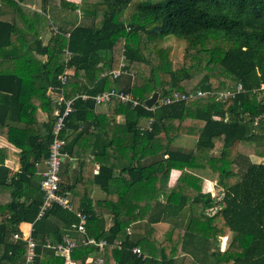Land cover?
Instances as JSON below:
<instances>
[{"label":"trees","instance_id":"16d2710c","mask_svg":"<svg viewBox=\"0 0 264 264\" xmlns=\"http://www.w3.org/2000/svg\"><path fill=\"white\" fill-rule=\"evenodd\" d=\"M173 39L185 45L179 68ZM238 84L243 91L219 99ZM51 86L68 100L113 89L142 101L155 92L159 99L205 94L155 109L76 98L62 131L76 178L66 161L60 183L74 211L54 204L39 219L41 164L55 112L64 110L49 96ZM182 136L196 138L195 146L176 147ZM0 138L7 143L0 145V264L25 259L27 244L12 239L23 223L38 241L33 264H65L47 245L66 234L76 240V264L100 257L104 264H264V162L254 161L264 148V0H41L37 8L1 0ZM15 153L18 171L7 164ZM173 170L181 174L168 186ZM202 173L215 179V195L203 193ZM96 186L104 199L93 198ZM79 212L87 216L84 233ZM162 222L169 224L164 233ZM136 223L143 231L129 234ZM88 238L105 241L104 253Z\"/></svg>","mask_w":264,"mask_h":264},{"label":"built area","instance_id":"2783aa9c","mask_svg":"<svg viewBox=\"0 0 264 264\" xmlns=\"http://www.w3.org/2000/svg\"><path fill=\"white\" fill-rule=\"evenodd\" d=\"M69 74L70 71L68 68H66V70L58 76V81L62 85H65L69 80ZM111 74L114 76V78H118L119 76H121L122 71H112ZM106 75H108V72H105L103 74V76ZM241 91H243V86L241 84H238L233 90H227L226 92L222 93L219 99L224 100L229 96H235L238 92ZM48 94L55 100V102L59 106L64 105V110L62 112L58 108L55 112L56 121L54 123L52 132L53 140L50 145V155L49 158L46 160V169L43 172V179L41 182V190L44 193V200L43 204L40 207L38 215L39 219L44 217L47 211L50 210V208L54 204H57L68 211H74V205L71 201L70 193H64L60 191L62 165L65 161V158L67 157V154L62 151L63 147L66 144L65 139L62 138V131L65 126V119L73 112L74 100L79 97L83 100L94 99L95 103L100 106L108 104L114 98H119L123 103L131 105L132 108H136L139 106L148 108L145 101H142L138 97H135L132 93H124L115 89L101 92L95 96H90L87 93L77 94L74 99L68 100L65 98L62 92H59L54 86H51L49 88ZM204 94L205 93L201 90L195 93L191 92L189 94L177 92L175 93L173 98L167 97L158 99L154 106L148 109H155L158 105H167L177 101H183L193 97L203 96ZM151 122L152 121L150 120L148 124H151ZM144 128L145 127H143L142 129ZM77 217L79 219L77 229L80 233H84L87 216L84 213L79 212L77 214ZM33 231L34 228L32 226L28 232H23L22 234L15 233L12 236V239L14 241H23L27 244L28 252L25 256L24 264H33L36 258V249L38 246V241L33 237ZM128 233H132V227L128 229ZM87 243L96 244L97 246H99L100 253H104V249L106 246L105 241L97 242L94 238H88ZM75 245L76 240L71 235L66 234L64 235L63 240L60 244L52 246L50 243H48L47 247L53 248L56 254L63 255L65 257V264H76L75 261H73L71 258L72 250L74 249ZM134 252L137 254L142 253L141 248L139 247L135 248ZM88 260L95 262V264H104V259L102 257L97 259L90 258Z\"/></svg>","mask_w":264,"mask_h":264},{"label":"crops","instance_id":"0c3cea01","mask_svg":"<svg viewBox=\"0 0 264 264\" xmlns=\"http://www.w3.org/2000/svg\"><path fill=\"white\" fill-rule=\"evenodd\" d=\"M25 3L30 6L31 8H37V6H39V4H41V0H25ZM1 5V3H0ZM46 34V33H44ZM45 36V35H44ZM49 38H46V42H48ZM38 118L41 122H48V116L40 111L38 113ZM120 121H122L123 119L120 118ZM180 139L181 142H177V140ZM175 142V146L178 148H182V149H192L195 145H192V142L189 140V138L183 139L182 137L178 138ZM191 142V143H189ZM7 144L6 141L2 138H0V145H5ZM192 145V146H191ZM13 150V149H12ZM15 152H17L15 150ZM14 154V153H13ZM66 161H68L69 164V174L71 177L72 182L75 181L76 178V166H77V160L73 159V158H69L68 156L65 158V161L63 163V165L66 166ZM8 166L11 167L12 169H14L15 171H18L20 169V164H19V156L17 155V153H15V155H12V157L9 159V161L7 162ZM46 167V161H44L41 164V168L44 171ZM42 171V172H43ZM181 172L178 170H173L171 176L168 179V186H172L175 181L178 179V177L180 176ZM204 176V181H203V193H211L213 195H215V179L210 178V174L208 175V173H202ZM63 180L62 176H61V181ZM13 190V187L10 186H4L1 187V191H5V192H9ZM106 197V193L100 188V186H96L94 189V193H93V198L95 200H102ZM213 209H215L214 214L217 212L218 207H212ZM210 210L208 211V214L210 215ZM189 210H184V212H182L181 216H180V226L185 228L187 222H188V218H189ZM213 214V215H214ZM143 224L144 223H136L134 224V226L132 227V231H135V233H141L143 231ZM33 225L31 223H23L20 228L21 230L26 233L30 230V228ZM159 226L161 227L163 233L166 231L167 227L169 226L168 223L166 222H162L159 224ZM227 238V237H226ZM163 239V237H161V240ZM225 239V238H224ZM18 264H24V260L20 261Z\"/></svg>","mask_w":264,"mask_h":264},{"label":"rangeland","instance_id":"374dc122","mask_svg":"<svg viewBox=\"0 0 264 264\" xmlns=\"http://www.w3.org/2000/svg\"><path fill=\"white\" fill-rule=\"evenodd\" d=\"M0 3H1V0H0ZM45 33H46L45 34V39H46V38H48L53 33L52 26H50L48 29H46V32ZM169 42H170V45L174 49L172 63H173V65H174L175 68H179V67H181L182 62H183V53H184V47H185V45H184V43L179 42V41L174 40V39L173 40H169ZM128 80L129 79H127V81ZM182 138L183 139H186V136H182ZM187 138H189V140L192 142V145H195L196 144V138L191 137V136H187ZM178 142H181L180 139H178L176 143H178ZM191 142H189V143H191ZM254 161L256 163L264 162V148L262 150H258L257 155L254 157ZM165 183L168 184V180L165 181ZM214 212H215V209L211 208L210 215H213ZM230 241H231V237L230 236L227 237V238H225V239L223 238L221 240V249L222 250L227 249Z\"/></svg>","mask_w":264,"mask_h":264},{"label":"water","instance_id":"95a60500","mask_svg":"<svg viewBox=\"0 0 264 264\" xmlns=\"http://www.w3.org/2000/svg\"><path fill=\"white\" fill-rule=\"evenodd\" d=\"M162 94H159L158 92H155L152 97H150L148 100H146V105L148 108H151L154 106V104L157 102V100L162 97Z\"/></svg>","mask_w":264,"mask_h":264},{"label":"clouds","instance_id":"9594fccd","mask_svg":"<svg viewBox=\"0 0 264 264\" xmlns=\"http://www.w3.org/2000/svg\"><path fill=\"white\" fill-rule=\"evenodd\" d=\"M49 91V90H48ZM146 102V101H145Z\"/></svg>","mask_w":264,"mask_h":264}]
</instances>
